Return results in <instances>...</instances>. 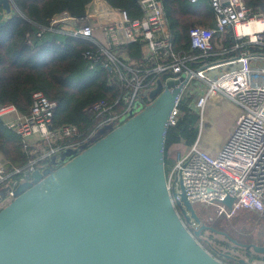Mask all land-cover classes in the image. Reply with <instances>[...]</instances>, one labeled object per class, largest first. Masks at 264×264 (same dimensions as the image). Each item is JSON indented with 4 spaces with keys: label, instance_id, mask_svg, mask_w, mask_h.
Here are the masks:
<instances>
[{
    "label": "built area",
    "instance_id": "2783aa9c",
    "mask_svg": "<svg viewBox=\"0 0 264 264\" xmlns=\"http://www.w3.org/2000/svg\"><path fill=\"white\" fill-rule=\"evenodd\" d=\"M188 1L192 4L207 1L216 19L214 26L190 28L188 52L174 49L164 0H138L143 18L130 19L126 10L107 5L104 0H93L85 15L73 16L64 11L51 18L50 29L88 40L96 46L95 50L84 53L89 69H95L100 63L115 67L114 72L129 88L126 107L113 110L118 101L114 105L106 100L96 101L89 110L98 117L105 115L104 118L83 138L72 141L81 137L79 128L74 124L54 126L58 102L42 91L33 94L29 114L22 113L13 103H0V118L15 128L27 150L32 148L37 153L25 167L10 173L8 162L0 163V209L15 198V189L20 183L30 181L34 171L52 166V155L69 147L80 151L150 105L167 87V80L182 77L187 81L176 100L170 126L177 124L181 106L195 109L200 125L196 141L176 159L167 175L173 203L176 201L173 190L181 192V180L193 204L216 206L218 216L232 217L241 209L264 215V52L250 49L252 46L264 48V13L249 7L245 0ZM227 27L233 30L236 40L233 49L237 54L209 61L211 56L225 53L215 51L213 40ZM137 41H141V59L130 56L126 50ZM159 80L163 83L161 90L156 88ZM192 85L195 91L205 89L194 102L190 100ZM214 96L234 102L242 109L223 143L217 146L204 143L202 134L206 105ZM43 161V165H38ZM18 173L20 178L12 179L11 175ZM4 188H7L5 192ZM228 196L234 198L232 208L224 203ZM191 225L194 226L189 227L191 230L198 228L194 220Z\"/></svg>",
    "mask_w": 264,
    "mask_h": 264
},
{
    "label": "water",
    "instance_id": "95a60500",
    "mask_svg": "<svg viewBox=\"0 0 264 264\" xmlns=\"http://www.w3.org/2000/svg\"><path fill=\"white\" fill-rule=\"evenodd\" d=\"M0 6L11 12V0ZM186 81L167 80L150 105L20 183L0 209V264H229L199 238L229 235L203 222L181 180L175 204L168 189L166 137ZM244 245L264 254V241Z\"/></svg>",
    "mask_w": 264,
    "mask_h": 264
},
{
    "label": "trees",
    "instance_id": "16d2710c",
    "mask_svg": "<svg viewBox=\"0 0 264 264\" xmlns=\"http://www.w3.org/2000/svg\"><path fill=\"white\" fill-rule=\"evenodd\" d=\"M93 0H12L13 9L5 12L0 6V103H13L24 114H29L33 94L42 91L48 98L58 102L53 116V125L74 124L81 137L87 135L105 115L97 116L89 110L99 100L114 105L113 110L126 107L125 96L129 88L125 81L108 68L98 64L89 69L84 57L86 51L96 46L85 39L50 29L51 18L64 11L73 16L87 13ZM109 5L124 9L130 19L143 18L138 0H105ZM255 11L264 13V0H245ZM11 2V3H12ZM165 11L174 36V49L188 52L191 48L189 30L194 25L214 26V10L203 1L192 4L188 0H164ZM60 26V25H58ZM42 32L38 35V32ZM215 40V39H214ZM213 44L215 47V41ZM224 47L230 50L210 57L209 61L235 56L236 40L232 28L222 34ZM252 52H264V48L252 46ZM126 50L129 55L142 58L141 41L131 43ZM216 51H220L215 47ZM196 67V65H192ZM149 81V78L147 79ZM192 95L190 100H192ZM181 114L175 126H170L165 144V165L168 175L173 163L196 141L200 117L195 109L181 106ZM182 148V149H181ZM25 148V143L15 128L0 118V152L7 161L8 173L25 167L37 153ZM61 160L58 157L59 161ZM40 162L38 165H43ZM53 163V162H52ZM21 174H12L19 179ZM190 228V224L188 225ZM212 253L228 262L224 255L206 246Z\"/></svg>",
    "mask_w": 264,
    "mask_h": 264
},
{
    "label": "rangeland",
    "instance_id": "374dc122",
    "mask_svg": "<svg viewBox=\"0 0 264 264\" xmlns=\"http://www.w3.org/2000/svg\"><path fill=\"white\" fill-rule=\"evenodd\" d=\"M162 85H163L162 81L159 80L156 84L157 90H161ZM194 87L195 86L192 85L191 88L189 89L191 91L190 94H192V92L194 93L195 91ZM197 92H200L201 94L205 93L204 87L200 88ZM194 101L196 100L193 99V102ZM222 101L225 102V104L226 103L227 104L225 105L223 102L213 103V104L209 102L207 104L206 115L207 117L210 116L211 119H209L208 125H205V127L203 128L204 142H206L207 137L209 136L211 130L212 129L214 130L213 128L214 125V127L216 126L215 127L216 129H219L218 132L222 135V138H220L218 143L219 144L223 143L224 137H226L229 134L231 128L235 123L234 114L231 111V109L238 108L240 109L239 114L242 113V109L236 103L234 102L228 103V101L225 100ZM228 105H230V107H228ZM218 126L220 128H218ZM73 150H74L73 147L62 149L57 154L52 155L51 159L52 161H56L58 157L61 158L64 154ZM184 154L185 153L181 155ZM71 155L72 154H70V156ZM177 157L179 158L180 156ZM6 190L7 188H4V192ZM195 208L198 215L203 220V222L212 225L219 230H223L229 235V239H228L227 235L215 231L212 232L211 230H205V233L203 235V238L207 237L210 240V242L213 244V246L223 251V253L228 252L231 255L236 253L239 256H242L244 259L248 257L250 258V256L252 255L250 252H253L255 254L253 248L252 247L249 248L251 249V251H248L249 252L248 254L247 250L236 247V244H234L235 242L234 240L237 239L239 241L246 243L250 241H254L256 243H262L264 240V215H262L259 212L248 209H241L234 216L227 217L224 215L218 216L216 206L196 204ZM191 227L194 226L191 225ZM255 259L263 262L264 255H259V257Z\"/></svg>",
    "mask_w": 264,
    "mask_h": 264
},
{
    "label": "crops",
    "instance_id": "0c3cea01",
    "mask_svg": "<svg viewBox=\"0 0 264 264\" xmlns=\"http://www.w3.org/2000/svg\"><path fill=\"white\" fill-rule=\"evenodd\" d=\"M105 1V0H104ZM11 2H12V0H11ZM203 2V1H202ZM105 3L107 4V5H109L106 1H105ZM201 3V2H200ZM199 4V3H198ZM13 2H12V4H11V8L13 9ZM93 6V3H91L90 4V8ZM3 9H4V11L7 13L8 11H7V9L6 8H4L3 7ZM12 9H11V11H12ZM9 13V12H8ZM167 19H168V17H167ZM213 21H214V24H215V22H216V19H215V14H214V16H213ZM168 22H169V20H168ZM169 26H170V24H169ZM215 47L217 48V49H219L221 52H227V51H229L230 49L228 48H226V47H224V45H223V43H222V34H220V35H218V36H216V38H215ZM215 47H214V49H215ZM231 50H234L233 49V47H232V49ZM216 51V50H215ZM130 57V56H129ZM196 82H200V80H197ZM201 93L200 92H197V91H194V93H192L191 95H192V98L193 99H195V100H197V98H198V96L200 95ZM222 100H225V101H227L226 99H224V98H221V97H219V96H214L213 97V100L211 101L210 100V102L213 104V103H219V102H223ZM230 101H228V103H229ZM209 103V102H208ZM224 104H225V102H223ZM227 104V103H226ZM225 104V105H226ZM228 107H230V105H228ZM206 108H207V105H206ZM235 109V110H234ZM234 109H231V111L233 112V114H234V118H235V120H236V118H237V116L239 115V110L240 109H238V108H234ZM209 119H211L210 118V116L209 117H207V115H206V109H205V119L203 120V126L205 127V125H208V123H209ZM203 127V128H204ZM209 127V126H208ZM216 127V126H215ZM214 127V125H213V128H214V130L212 131L211 130V132H210V134H209V136L207 137V140H206V142H204V143H206L207 145H209V144H216V146L219 144L218 143V141L220 140V138H222V135L218 132V130L219 129H216ZM218 128H220L219 126H218ZM216 131V132H215ZM202 134H203V129H202ZM4 160V158H3V155L1 154V152H0V162L1 161H3ZM234 216V215H233ZM248 254H249V252H247ZM255 257H259V256H255Z\"/></svg>",
    "mask_w": 264,
    "mask_h": 264
},
{
    "label": "flooded vegetation",
    "instance_id": "af4514ba",
    "mask_svg": "<svg viewBox=\"0 0 264 264\" xmlns=\"http://www.w3.org/2000/svg\"><path fill=\"white\" fill-rule=\"evenodd\" d=\"M191 224H192V222L190 223V226H191ZM191 228H194V227H191ZM217 230H219V229H217ZM214 232V231H213ZM215 232H217V231H215ZM204 233H205V231H203L201 234H200V240L202 241V243L205 245V246H209L211 249H213L214 251H216V253L218 254V255H224L225 256V254L226 253H228V252H225V253H223V251H221V250H219L218 248H216V247H214L213 246V244L210 242V240L207 238V237H204L203 238V235H204ZM227 237V236H226ZM232 237V236H231ZM228 239H229V237H227ZM235 239V238H234ZM237 242H234V244H236V247H239V248H243V249H245V250H247V252L248 251H251V249H249L248 247H246L244 244H252V243H256V242H254V241H250V242H242V241H239V240H237V239H235ZM264 241V240H263ZM263 243V242H262ZM262 243H257V244H262ZM251 248V247H250ZM252 255L250 256V258L248 257V258H246V259H244L242 256H239L238 254H230V256H231V258H228L227 256L225 257V258H228V263L229 264H246L247 263V261H252V262H254V263H257V262H262V261H260V260H257V259H255V258H257V257H255V256H259V255H264V254H257V253H253V252H250ZM241 260H244L243 262H241ZM263 262H264V260H263Z\"/></svg>",
    "mask_w": 264,
    "mask_h": 264
},
{
    "label": "bare ground",
    "instance_id": "6f19581e",
    "mask_svg": "<svg viewBox=\"0 0 264 264\" xmlns=\"http://www.w3.org/2000/svg\"><path fill=\"white\" fill-rule=\"evenodd\" d=\"M101 5H105V3L104 2H101Z\"/></svg>",
    "mask_w": 264,
    "mask_h": 264
}]
</instances>
